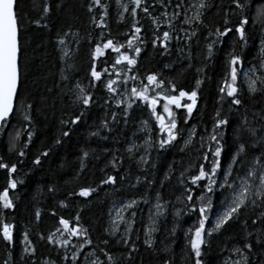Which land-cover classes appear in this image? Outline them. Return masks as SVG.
Masks as SVG:
<instances>
[{
	"label": "trees",
	"instance_id": "1",
	"mask_svg": "<svg viewBox=\"0 0 264 264\" xmlns=\"http://www.w3.org/2000/svg\"><path fill=\"white\" fill-rule=\"evenodd\" d=\"M153 4L154 0H147ZM198 0H185V7L188 4H196ZM212 5L205 10L203 16L204 24L208 28L214 29L217 25L223 26L224 13H229V18L233 24L237 23L239 18L247 16L248 24L246 35L248 37L246 45L238 40L237 34L233 32L224 41L223 44H217L214 54L208 57L206 44L209 42L205 38L208 36V30L203 25L193 22L192 25H181L176 22V30L185 27L188 32L197 31V35L185 44L184 41L177 43L175 39L170 44L168 53L161 55L160 50H154L150 41L152 39L150 31L142 33L149 41L147 47L139 57L138 67L129 75H136L135 81H128V89L142 83H147L145 77L150 72H162L163 78H175L178 84L191 88L197 78L196 69L202 68L199 78L204 80L202 85V95L198 100L199 109L194 113L189 127L192 124L198 125V131L202 132L207 126L211 130V120L217 107L218 93L217 87L222 76V65L224 53L231 51L235 47L237 54L241 55L243 64L241 66L258 65L261 61V39L264 30V15H258L264 11V0H240L244 8L236 9L232 0H206ZM50 7V12L42 18L44 4ZM91 0H19L18 11L20 13V83L18 89V99L15 103V113L11 122L0 126V157H4L6 162H15L19 159L17 153L23 146L24 141L28 139L27 132L34 133L32 141L28 147L27 155L23 157V163L18 166V171L13 174L18 181L16 190H10V196L15 199V208L5 210L11 219L9 223H14V235L16 243L14 252L9 264H41L44 260H53L56 264H68L61 259L65 254V249L58 245L50 244L47 241L49 233H56L59 225V219L63 216L70 221L69 226H77L75 217L79 213V226L88 230L89 238L92 243L85 245L80 251L84 255H79L80 264H88L85 255L94 253L90 259H99L103 264H108L106 256L99 251L103 248L116 258L123 260L128 255L127 249L130 245L119 243L124 238L127 224L120 221L115 235H110V210L116 204L127 200H136L137 204L123 213L125 221L134 220L132 231L130 233L131 241L137 245V250L131 255V264H163L164 259H172L175 264H185V258L182 249L185 247L184 232L192 224L193 218L182 216L179 219L174 218L173 213L176 208L182 205L176 201L179 191H172V186L176 185L177 177L184 166H187L189 153H180L182 141L178 142L170 150H161L158 146L148 148L144 141L148 133L141 131V121L150 119V110H146L142 102L139 107L136 104L129 110L130 118L125 123L124 108L126 105L116 107L115 101L110 100L107 105L104 101L108 99L103 85L100 88L93 89L89 86L90 59L89 53L91 45L89 43V34L93 38L99 37L103 31L104 38H113L119 44L126 45V37L122 33L130 31L132 17L130 13H124L126 19L124 22L117 21L120 8L116 0H102V3L108 5V15L106 17V26L101 29L92 24V17L95 16L99 21V16L104 10L96 6L90 13L88 11ZM122 4H128L129 0H121ZM131 6V5H129ZM173 9L169 8V14ZM159 6H156L153 15H158ZM194 9H189L188 14L192 15ZM183 17L181 16L180 19ZM142 25L151 29V21L141 12L137 17ZM40 20L39 24L33 21ZM46 25V26H45ZM166 30V26L162 25ZM68 33L64 36V33ZM183 36V33H180ZM63 37L64 45H59V38ZM79 41V43H77ZM190 45V47H189ZM144 47L143 45H140ZM178 48H183V52H178ZM69 53L63 60V52ZM131 54V50H129ZM116 53L106 50L107 63L100 62L99 68L108 67L115 59ZM191 57L189 60L188 57ZM191 63V67L189 64ZM170 65L165 68V65ZM71 65L72 67H69ZM61 69L67 80L61 78ZM127 72V69H122ZM106 78V77H105ZM115 78V77H113ZM88 91L93 92L96 103L89 110V114L79 123L71 126L74 131L70 137L64 139L60 145L53 146L54 139L60 135L63 130H68L60 123L61 119H67L75 109L72 105L74 98L68 89L77 81ZM122 83V81H121ZM242 89L243 105L240 107L239 116H231L232 126L222 129L225 132L229 153L235 150L237 134L234 131L239 120L247 114L248 120L252 126L259 128V117L256 113L264 112V91L249 95L246 87L238 81ZM118 91L123 93L124 88L118 87ZM31 104L30 115L32 122L29 128H24V121L21 113L29 111L22 105ZM158 111H162V106H157ZM145 109V110H141ZM223 110L228 112V105H223ZM181 119L183 128L184 110H176ZM112 112H117V119L112 120ZM107 115L105 116V114ZM78 114V112H77ZM231 115V114H229ZM107 119L109 128L101 127V120ZM151 125H155L154 120H150ZM17 131H21L19 140H16V149L9 152V147ZM99 132L97 136H91L90 133ZM156 137H153L155 140ZM247 140L252 142V138L245 133L240 141ZM133 143L138 148L133 149L131 153L126 151ZM51 147L50 155L42 158L40 165H34L32 161L40 152ZM107 150V151H106ZM82 151H89L90 156L86 160V168L79 172L80 165L78 157ZM264 151L260 144L256 145V150L249 153V158L259 155ZM117 157L118 168H105V165ZM145 157L147 163L141 161ZM183 160V165L180 161ZM175 163V171L168 180H164V174L168 171V166ZM155 165V167H153ZM108 175H116L115 184L102 185L100 180ZM123 176L124 179H119ZM137 177L140 178L139 182ZM8 174L6 170L0 169V191L7 184ZM148 181H152L151 184ZM99 185V187H97ZM55 187V192H49V187ZM91 186L97 191L89 197L69 196L71 193H78L81 187ZM161 193L163 204L168 201L164 214L156 216L155 204L156 193ZM18 197V199H17ZM64 201L67 207H61L60 202ZM147 201V203H145ZM39 209L40 219L37 220L35 213ZM55 211L56 215L52 213ZM135 211V217L132 212ZM264 207L255 208L250 206L246 213L241 217L240 222H234L226 226L220 233L211 237L210 246H205L204 262L205 264H224L229 256L233 260L239 257L232 253L231 249L243 245V239L247 232V240L253 244V249L249 254L251 264H261L264 261V247L257 243L258 230L264 229L259 221L255 225L252 220L256 219ZM150 215L156 220L155 227L157 231L152 234L154 245L148 248L145 241V227L151 226ZM247 221V229H244L243 222ZM208 223H206L207 226ZM176 231L173 234V228ZM108 229L109 231H105ZM28 231L29 239L36 248L35 256H26L21 260L20 243L22 234ZM40 236L45 239H40ZM56 238L64 239V235L56 234ZM83 237H72L69 249V256L73 245L82 242ZM104 240L108 244L103 243ZM169 247L167 253L162 249ZM5 243L0 240V264L8 259ZM247 252V250H245Z\"/></svg>",
	"mask_w": 264,
	"mask_h": 264
},
{
	"label": "snow or ice",
	"instance_id": "2",
	"mask_svg": "<svg viewBox=\"0 0 264 264\" xmlns=\"http://www.w3.org/2000/svg\"><path fill=\"white\" fill-rule=\"evenodd\" d=\"M18 3L19 0H0V126L11 122L16 110L15 103L18 99V85L21 76L19 65L21 54L19 41L20 13L17 10ZM116 3L122 8V11L117 16L118 23L125 21L124 13L126 12L130 13L132 17L130 31L121 34L126 37V45L117 43L113 38H104L103 31L96 38L89 34L88 40L91 45L89 53L90 65L87 73L89 86L93 89H98L101 84L103 85V89L106 90L108 96V99L104 101L105 105L110 100L115 101L117 108L121 105H126L124 108L125 123L130 118L129 110L133 108L134 104L139 107L138 102H142L145 109L150 110V119L140 122L141 131L148 133L147 139L144 141L148 148L158 146L161 150H170L178 142L182 141L179 149L180 153L183 154L188 152L189 149L192 150L189 153L190 158L187 166L182 168L177 177L176 185L172 186L173 192L179 191L176 201L182 205L181 208L175 209L173 216L176 219L185 215L190 218L194 217L192 224L184 232L185 247L182 252L185 264H205L203 249L205 246H210L211 237L214 234L220 233L231 223L240 222L241 217L250 206L253 210L264 207V151L249 158V153L256 150L257 144L264 147V123H260L259 128L254 127L249 122L247 114H245L234 128L237 134V142L235 150L231 153H229L225 132L222 131V129L232 126L231 116H239L240 107L243 105L242 89L238 83L241 73H243L249 95L254 96L264 91V59L261 60L259 67L253 66L247 71H243L240 67L243 64V59L241 55L237 54L234 46H232L231 51L224 53L222 76L217 87V103L220 107L216 108L212 117L211 130L209 131L208 127L205 126L203 131L200 132L198 131V125L192 124L189 127V124L194 118V113L199 109L198 100L201 98L202 85L204 83V80L199 78V74L203 71L202 68L196 69L197 78L194 81V86L190 89L178 84L175 78H163L162 72H150L145 77L147 83H142L139 87L133 86L130 90L128 89V81L137 79L136 75H129L128 73L133 72L138 67L139 57L149 43L142 33L150 31L152 36L150 43L153 49L160 50L161 55H164L169 52L170 44L174 39L177 43L183 40L185 44H188L192 37L198 34L195 30L189 33L185 27H180L179 31H177L176 22L181 25H192L195 22L198 25H203L208 30V36L205 39L209 42L206 44V49L208 57H211L214 54V50H217V44H223L225 39L233 32L237 34L238 40L246 45L248 37L245 26L249 22L247 16L239 18L238 22L233 24L229 18V13L225 11L223 26L217 25L214 29H210L203 21L205 10L212 6L206 0H198L196 4H188L187 7L184 6L185 0H154L153 4H149L147 0H129L128 4H122L121 0H116ZM232 3L236 9L242 10L244 8V4L240 0H232ZM96 6H99L104 11L101 12L99 21L93 16L91 22L96 27L103 29L106 26L108 5L102 3V0H91L88 11L91 13ZM156 6H159L163 11H160L158 15H153ZM169 8L173 9L171 14H169ZM189 9H194L192 15L188 14ZM49 12L50 7L45 3L42 18L46 17ZM141 12L151 21V29L145 28L137 19ZM258 15H264V11L258 13ZM181 16L183 17L182 19H180ZM33 23L39 24L40 20L33 21ZM162 25L166 26V30L162 29ZM180 33H183V36ZM63 35L67 36L68 33L66 32ZM58 43L59 45H64V38L60 37ZM106 50H111V52L116 53V56L108 67L100 69V62L107 63ZM129 50H131V54ZM177 51L182 53L183 48H178ZM68 55L69 53L64 51L61 60ZM188 58L189 60L191 59L190 56ZM191 66L190 63L189 67ZM69 67L72 66L69 65ZM164 67L169 68L170 65L166 64ZM124 68L127 69V72L122 70ZM61 78L63 80L68 79L67 76L63 75V69H61ZM118 87L124 88V92H119ZM68 92L74 97L72 105L75 111L67 119H61V125L67 127L68 130L60 132V135L54 139L53 146L62 144L65 138L70 137L74 131L71 126H78L96 103L94 93L82 86L79 80L68 89ZM225 103H227L228 112L231 115L224 112L223 105ZM158 105L162 106V111H158ZM22 107L29 110L21 113L22 120L25 122L24 128H29L32 122L30 115L31 104L22 105ZM176 110H184L183 128L181 127L180 116ZM117 115V112H112V120L114 122L117 119ZM255 115L259 117V121L264 122V112L256 113ZM150 120L155 121L154 126L150 124ZM101 127L109 128L106 118L101 120ZM109 131H111L110 128ZM245 133L252 138L251 143L247 140L240 142L244 138ZM20 135L21 131L15 133L13 142L9 147L10 153L15 151V141L19 140ZM33 135L32 131L29 130L27 132L28 139L24 141L23 146L17 153L21 159L9 164V162L4 160V157H0V169L6 170L8 174L7 184L0 191V240L6 245L5 251L8 257V259L4 260V264H9L16 243L14 235L15 225L8 222L11 217L5 210L14 209L16 206L15 199L10 196V190H16L18 184H23V181H18L13 174L18 171V166L23 163L22 158L27 155L26 150L32 141ZM90 135L97 136L99 132H92ZM154 136L156 137L155 140H153ZM51 147L49 146L48 149L36 155L32 163L40 165L42 158L50 155ZM135 148H138V145L133 143L126 151L131 153ZM89 156V151H82V154L78 157L80 168L77 175L85 170L87 166L86 160ZM141 161L147 163L145 157H141ZM175 163L174 161L168 166V171L164 174V180L161 181L162 186L164 181L168 180L175 171ZM180 163L183 165V160ZM109 166L111 169L118 168L117 157L113 156L108 164L105 165V168L100 169V171L104 172ZM119 179L123 180L124 177L120 176ZM139 180L140 178L137 177L138 182ZM116 181V175L106 174V178H102L100 184H115ZM148 183L151 184L152 181H148ZM48 191L55 192L56 188L54 186L49 187ZM96 191V188L87 186L81 187L78 193L70 192L68 195L89 197ZM161 199V193L157 191V203L154 206L156 216L164 214V210L169 203L165 201L161 204ZM136 204V200H131L120 209H117L118 219L127 224L124 230V238L119 243L130 245V248L127 249L128 255L124 256L123 260L114 257L103 248L99 249L106 256L108 264H131V255L137 250L136 243L130 239L134 220L125 221L121 213L132 209ZM60 206L67 207L64 201L60 202ZM52 215H56L55 211ZM135 215L136 213L133 211L132 216L135 217ZM35 216L37 220L40 219L41 212L39 209L36 210ZM213 216L215 217L214 220L211 219ZM149 219L151 226L145 227L146 238L144 243L148 248H152L154 245L152 234L157 231V228L155 227L156 220L151 215ZM75 220L77 226L70 227V221L61 216L59 225L62 226V229L58 227L56 233H49L46 238L50 244L58 245L65 249V254L61 259L67 261L68 264H80L78 256L84 255L80 250L85 245L92 243L88 230L79 226V213ZM257 221L264 225V211H261L256 219L252 220V224L255 225ZM208 222L212 224L210 228H206V223ZM243 226L246 230L248 227L247 221L243 222ZM117 230L118 225L114 224L109 234L115 235ZM105 231L109 230L106 229ZM172 231L174 234L176 231L175 227ZM56 234L64 235L65 238L58 239ZM250 235L251 233L247 232L242 237L244 241L242 247L237 246L231 249L232 253L239 258L233 260L229 256L224 261V264H251L248 253L252 251L253 244L247 240V236ZM72 237H83V240L73 245L75 250H72L69 256L68 246ZM40 239H45V237L40 236ZM20 243L22 245L21 260L25 259L26 256H35L36 248L29 239L28 231L22 234ZM103 243L107 245L108 241L104 240ZM257 243L264 247V229L258 230ZM169 250V247L162 249L165 253ZM92 255L94 253L85 255V260L88 261V264H103L99 256H96L95 259H90ZM33 264H36V262L34 261ZM41 264H56V262L49 259L41 261ZM163 264H175V262L172 259H164ZM261 264H264V261H261Z\"/></svg>",
	"mask_w": 264,
	"mask_h": 264
},
{
	"label": "rangeland",
	"instance_id": "3",
	"mask_svg": "<svg viewBox=\"0 0 264 264\" xmlns=\"http://www.w3.org/2000/svg\"><path fill=\"white\" fill-rule=\"evenodd\" d=\"M264 30H263V36H262V39H261V48H260V52H261V60L264 59V51H262V49H264ZM261 62V61H260ZM260 62L258 65H251V66H240L243 71H247L249 68L253 67V66H256V67H259L260 65ZM240 82L243 83V85L246 87V84H245V81H244V77H243V73H241V76L239 78ZM247 89V87H246ZM130 200H127V201H123V202H120V203H116L114 204L112 207H111V210H110V227L113 228L114 224L115 225H118L120 220L118 219V216H117V209H120L123 205L127 204ZM125 211H123L121 214L123 215ZM211 219H215V217H211ZM212 226L211 222H208L206 228H210Z\"/></svg>",
	"mask_w": 264,
	"mask_h": 264
},
{
	"label": "water",
	"instance_id": "4",
	"mask_svg": "<svg viewBox=\"0 0 264 264\" xmlns=\"http://www.w3.org/2000/svg\"><path fill=\"white\" fill-rule=\"evenodd\" d=\"M18 89H19V85H18Z\"/></svg>",
	"mask_w": 264,
	"mask_h": 264
}]
</instances>
